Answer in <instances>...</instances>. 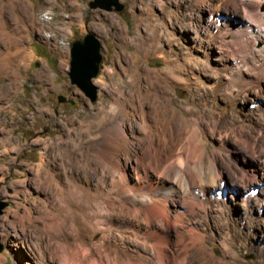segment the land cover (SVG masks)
Wrapping results in <instances>:
<instances>
[{
    "label": "rangeland",
    "instance_id": "rangeland-1",
    "mask_svg": "<svg viewBox=\"0 0 264 264\" xmlns=\"http://www.w3.org/2000/svg\"><path fill=\"white\" fill-rule=\"evenodd\" d=\"M93 1L0 0V264H156L144 192L110 182L120 165L132 185L146 126L160 147L155 132L171 128L191 170L190 183L170 176L155 191L171 219L150 218L169 241L165 264H264V44L238 0H119L121 12ZM86 34L101 45L93 103L68 79ZM141 79L163 94L126 105L117 144L102 150L92 131L74 157L84 173L73 169L88 116L115 108L120 120L117 87ZM46 179L63 195L46 194Z\"/></svg>",
    "mask_w": 264,
    "mask_h": 264
},
{
    "label": "bare ground",
    "instance_id": "bare-ground-1",
    "mask_svg": "<svg viewBox=\"0 0 264 264\" xmlns=\"http://www.w3.org/2000/svg\"><path fill=\"white\" fill-rule=\"evenodd\" d=\"M197 1L199 2V0ZM261 2L264 3V0H238L237 3H235L234 5L235 7L239 8L242 14L248 19L247 23L249 28L252 31L256 32L255 33L256 35L255 37L254 36L252 37L253 39L251 40V42L255 43V40H260L264 44V17H263L264 10L260 6ZM182 20H179L181 22L180 23L181 26L184 25L182 23ZM189 26H191V24ZM263 48L264 47H262V49ZM161 90H162L161 85H159L158 83H151V81L147 79L145 80L141 79L138 82H136V84L123 83L120 86H118L117 95L113 96L114 98L112 100V103L117 107H119L118 109L122 113L121 119L120 120L116 119L117 113L119 112L116 111L115 108L111 109L110 112L101 109L100 111L97 112L98 118L96 115L88 116V123L86 126V133L84 136L85 141L78 142L74 146L72 151H70L69 153L71 157L70 160L71 159L73 160L70 161L73 164V169L76 168V170H81L82 173H84V166L82 165L80 166V162L78 161V159L75 158L77 156V150L80 147V144L92 143V138H90L92 131L97 130L98 132L102 133L101 146H100L102 150H104L105 147L108 146L110 142H112L110 139H113L112 142L113 145H115V143L117 144V140L119 141L120 139L124 138V131H123L124 129L122 123L128 122L130 118L126 114V105L134 104L137 107H139V104H137L135 100L137 99V97L147 96L146 94L149 93L152 94L153 92L161 96L163 94L162 92L163 90L162 91ZM141 126H146L144 118H142ZM131 128L134 127L131 126ZM146 129H147L146 131L147 146L145 152L147 158L145 159L146 161L137 160L136 164H134L136 165V167H133L134 176L132 177V185H129L130 184L129 178L126 175V172L121 170V168H119L120 165L118 167H115L117 168L118 171L117 179H111L110 182H111V187L116 185V187L119 188V186H122L123 187L122 189L124 190L125 193H128L129 191L144 192V194L140 197L142 200L140 199L139 204L143 208L144 219H142V221L145 223V226L150 225L149 232L145 234L146 235L145 237H151L154 240L153 247L156 250V257H155L157 261L156 264H165L166 255L163 249L164 246L165 247L167 246L169 241L168 238L165 236L164 238H160L158 236V234L156 233V227L155 225L152 224L150 218H155L156 221L163 222L165 227L167 228L171 224V219L168 216V214L165 213L162 206H159L157 204V197L155 196L156 194L155 191L162 189L165 186V183L168 182V180L170 179V176H174V180L177 183L182 179H185L188 182L190 180L189 177L191 170L189 167V162H188L189 160L186 159V157L188 156L183 154L181 151H178V149L176 150V145L175 146L173 145L172 140H173L174 132L172 131L171 128L169 127L168 129L161 128L158 132L157 131L155 132V134L159 138L157 141L161 142L160 143L161 147L159 145L157 146L154 143L153 138L148 131L151 130V128L146 126ZM167 130H168V134H167ZM171 146H173V149L167 154L165 150L170 148ZM149 174H152L154 176L155 182H151V180L147 178ZM171 184H174V182H172ZM52 185L53 183H51L50 180L46 179L45 188H44L46 194L55 195V193L56 192L58 193L59 191L63 195L64 192L59 190L58 188L53 190ZM126 185L128 188L126 187ZM69 188H71L73 191L72 195L77 194L76 186L70 185ZM120 207L122 209V207L125 206L121 205ZM132 211L134 214H139V211L137 209H133ZM105 213H107V211L104 212V214ZM74 257L71 258L72 262L70 264H74L75 262Z\"/></svg>",
    "mask_w": 264,
    "mask_h": 264
},
{
    "label": "water",
    "instance_id": "water-1",
    "mask_svg": "<svg viewBox=\"0 0 264 264\" xmlns=\"http://www.w3.org/2000/svg\"><path fill=\"white\" fill-rule=\"evenodd\" d=\"M104 1L94 0L88 6L90 9L101 8L107 11L113 10L114 12H121L123 10V5L119 0ZM100 48L99 41L92 34H86L81 40L74 41L69 51L68 79L70 85L78 88L92 103L97 98V89L92 84V80L97 76L99 71L101 63ZM57 99L59 103L66 102V99L61 96ZM67 102L73 104L72 101ZM4 206L5 204L0 202V214Z\"/></svg>",
    "mask_w": 264,
    "mask_h": 264
}]
</instances>
